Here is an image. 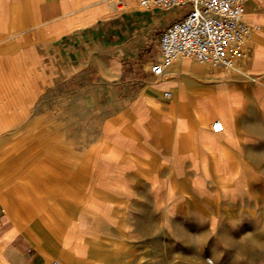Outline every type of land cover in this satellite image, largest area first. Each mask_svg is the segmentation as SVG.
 Here are the masks:
<instances>
[{
	"label": "crops",
	"instance_id": "1",
	"mask_svg": "<svg viewBox=\"0 0 264 264\" xmlns=\"http://www.w3.org/2000/svg\"><path fill=\"white\" fill-rule=\"evenodd\" d=\"M116 1L0 0V113L17 100L27 121L38 93L71 80L108 97L67 220L28 216L20 196L12 211L0 185V264H182L207 250L262 264L264 0L244 1L259 29L234 70L181 59L159 77L161 37L186 11Z\"/></svg>",
	"mask_w": 264,
	"mask_h": 264
},
{
	"label": "rangeland",
	"instance_id": "2",
	"mask_svg": "<svg viewBox=\"0 0 264 264\" xmlns=\"http://www.w3.org/2000/svg\"><path fill=\"white\" fill-rule=\"evenodd\" d=\"M187 9L176 12L182 15ZM77 87L74 80L69 91L55 87L52 100L46 98V92L38 93L23 118L27 121H17V100L2 109L0 116L6 117L2 118L0 128V185L12 211H17L20 196L25 201L21 207L29 211L28 216H43L48 222L62 223L78 205L79 175L86 158L81 149L87 147L85 140L93 139L99 131L100 124L95 120L107 110L100 106V100L108 97L94 90L81 94ZM262 227L264 243L263 224ZM222 241L236 245L227 237ZM253 255L251 252V258ZM261 255L264 264V251ZM181 257L182 264H219L221 259L208 250L196 260L184 253Z\"/></svg>",
	"mask_w": 264,
	"mask_h": 264
},
{
	"label": "built area",
	"instance_id": "3",
	"mask_svg": "<svg viewBox=\"0 0 264 264\" xmlns=\"http://www.w3.org/2000/svg\"><path fill=\"white\" fill-rule=\"evenodd\" d=\"M244 1L137 0L143 11L188 8L180 21L165 29L159 44V57L150 66L153 75L161 76L181 59H192L201 65L224 70L232 69L245 59L251 35L259 28L246 23ZM115 4L118 9L125 7L121 0ZM212 128L214 132H221L222 124L216 121Z\"/></svg>",
	"mask_w": 264,
	"mask_h": 264
},
{
	"label": "bare ground",
	"instance_id": "4",
	"mask_svg": "<svg viewBox=\"0 0 264 264\" xmlns=\"http://www.w3.org/2000/svg\"><path fill=\"white\" fill-rule=\"evenodd\" d=\"M250 41V40H249ZM200 66V65H199ZM236 66V65H235ZM214 69V68H213ZM235 69V67H233L232 69H228V70H226V71H231V70H234ZM216 70H221V69H219V68H216ZM209 75V74H208ZM214 77V76H213ZM207 79V78H206ZM214 83V82H213ZM14 101V100H13ZM13 101H9L7 104H6V107L5 108H3V109H6L7 107H9V106H11L14 102ZM210 108V107H209ZM4 117H6L5 115L4 116H0V128H2L3 127V119L2 118H4ZM252 124V123H251ZM247 127V126H246ZM248 131H250V130H248Z\"/></svg>",
	"mask_w": 264,
	"mask_h": 264
}]
</instances>
